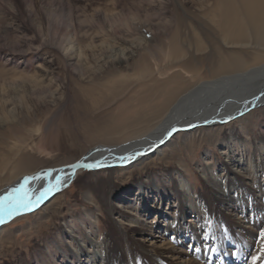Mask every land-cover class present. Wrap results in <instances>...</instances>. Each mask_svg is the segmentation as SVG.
Listing matches in <instances>:
<instances>
[{
  "label": "rangeland",
  "instance_id": "obj_1",
  "mask_svg": "<svg viewBox=\"0 0 264 264\" xmlns=\"http://www.w3.org/2000/svg\"><path fill=\"white\" fill-rule=\"evenodd\" d=\"M0 1L6 6L0 9L2 178L10 173H28L36 168L68 165L97 144H118L145 135L155 126L151 124L154 117L151 104L155 103L154 100L168 96L167 93L175 88H180L181 92L187 86L184 82L191 75L196 74L198 81L208 80L217 73L221 74L216 70L220 65L225 70L230 69L223 64L230 51H219V38L214 40L210 37L213 34L218 37V31L212 24L208 30L201 15L216 11L214 7L217 6L218 10L219 7L224 10L233 9L238 15L236 19L242 18L249 25L262 19H257L256 15L248 17L245 9L241 10L245 0H15L19 2L18 7L14 5L15 1ZM185 21L198 29L202 26L205 33L210 35L211 40H206L207 45L201 49L203 52L200 54L194 53L193 41L185 37L190 32ZM181 51L187 54L181 56ZM254 55L248 51L243 54V59L240 58L244 62L238 64H252L256 61ZM246 119L252 123L248 125L251 130H247L242 148L243 158L253 153L250 136L260 133L264 135L263 124L260 128L252 127L255 123L264 122L263 119L260 121V115ZM184 133H177V139L170 143L176 152L169 151L171 146H168L163 156L136 163L128 173L119 171L112 175L124 186L128 182L132 184L133 178L141 177L140 171L145 168L180 167L186 176L189 175L190 179H187L192 194L197 195L203 180L199 174V164L208 163L211 173L221 175V160L226 159L227 155L223 154L220 146L211 149V145H204L208 142L197 141L205 131L194 132L193 135ZM206 134L211 135L208 132ZM175 144H180L179 148L185 146L184 155L189 160L182 156L184 160L181 166L173 163L170 156V153H174L175 159L181 157V149ZM208 153L210 155L202 160ZM186 163L192 165L185 166ZM83 175V179L87 178ZM88 177L94 179L92 175ZM79 185L80 182L67 188L64 194L57 195L42 212L34 216L35 220L12 219L3 224L2 234L8 239L0 243V264H23L27 260H30V264H39L31 258L42 257L36 246L22 234L23 229L27 223L33 225L41 215L44 218L55 214V224H62L63 219L60 217L65 215L67 219L66 213L69 210L81 208L75 204L82 197ZM127 190V193H123L124 200L116 197L113 202L119 205H125L127 200L137 203V188L132 185ZM168 199L169 203L164 205V210L168 214L176 213V204H171L174 201ZM156 201L157 197L154 196L149 203L155 205ZM154 210L153 207L147 219L155 214ZM95 212L103 216L101 210ZM247 215L252 217L253 212ZM97 224L91 226L103 227V224ZM38 238L36 240L39 244L44 237L42 235ZM180 242L179 238L174 239V243L181 248L190 244ZM51 245L49 240L45 244L41 241L38 247H47L51 252ZM251 251H247L245 256V252L241 253L243 257L238 261L250 264L254 254ZM51 254L56 255L53 252ZM51 262L52 259L43 264Z\"/></svg>",
  "mask_w": 264,
  "mask_h": 264
},
{
  "label": "bare ground",
  "instance_id": "obj_2",
  "mask_svg": "<svg viewBox=\"0 0 264 264\" xmlns=\"http://www.w3.org/2000/svg\"><path fill=\"white\" fill-rule=\"evenodd\" d=\"M8 1L12 3L15 0ZM252 1L245 0L241 10L245 9L248 17L254 15L257 19L262 17L254 25L246 24L242 18L236 19L238 15L233 9L224 10L219 7L218 10L215 6L216 11L201 15V19L208 25V30L211 29V24L217 29L218 37H214V34L209 36L214 40L219 38L221 42L219 51H230L225 56L227 60L223 64L230 69L236 68V71L229 68L225 70L223 65H220L216 70L221 74L217 73L214 78L198 81L196 74L191 75L189 80L184 82L187 86L181 92L180 88H175L167 93L168 96L155 98V103L151 104L154 108L151 111L154 116L151 124L155 126L145 135L118 144H97L68 165L36 168L28 173H10L5 178L0 177V195H2L8 188L17 186L26 176L51 170L49 179L54 181L57 175H63L64 185L58 191L50 195L35 211L18 216L14 218L15 220H35L34 216L42 212L57 195L64 194L67 188L80 182L79 191L82 197L75 199V204L80 205L81 208L69 210L66 213L67 219L65 215L62 216V212H58L62 216L60 218L63 219H61L63 225L55 224L56 215L51 214L44 218L41 215L33 225L27 223L23 229L22 234L26 235L33 246H36L39 256L42 257L31 259L39 264L51 259V264L54 262L57 264H242L238 260L245 256L247 251H254L253 255L259 251L261 246L259 232L264 229V135L262 133L258 132L260 135L250 136L251 142L248 143L253 144V153L249 157H242L247 130L250 129L248 125L252 123L246 118L260 115V121L264 120V58H260V55L264 57V1ZM16 2L14 5L18 7L19 2ZM4 8L6 6L0 1V9ZM180 23L184 24V21ZM185 25L190 31L185 37L193 41L194 53H202L201 49L207 45L206 40L210 39L208 33H205L202 26L198 29L190 26L188 22ZM182 51L181 56L187 54ZM248 51L255 54L253 58H256V61L250 65L238 64L244 62L242 56ZM229 117L237 119L230 121ZM193 124L200 126L191 130L184 129ZM237 124L240 127H235ZM262 124L264 125V122L255 123L252 127H259ZM173 128L180 131L174 132L164 140ZM198 131L211 134L205 133L199 137L197 140L199 143L201 140L204 143L208 142L204 145H211V149L220 146L227 158L221 160L223 165L221 175L211 173L208 170L210 164H199V174L203 180L201 179L199 186L201 189L197 195L192 194V187L187 179L189 175L186 176L183 168L180 167L141 168L143 169L140 171L141 177L133 178L132 184L128 182L124 186L112 175L119 171L126 173L136 163H142L152 157H161L165 152L164 149L170 147V143L177 139V133L186 132L184 134L193 135ZM175 145L178 146L177 148L180 146V144ZM173 147L171 146L169 151H175ZM184 147L179 148L181 157L179 156L178 160L174 158V153H170L172 155L168 153L173 163L179 166L183 165L182 156L186 160L188 158L186 154L184 155ZM260 148L263 150L261 151ZM238 153H241L240 157ZM209 155V153L205 154L202 160ZM122 157L132 158L125 162ZM96 162H99L101 167L86 169L79 166ZM186 164L185 166L192 165ZM70 165L77 167L73 170ZM100 173L105 175L98 176ZM83 174L87 178L83 179ZM91 175L94 179L88 177ZM118 175L117 178H120ZM42 183L32 181L31 187L39 188ZM132 185L137 188V203L127 200L123 202L125 205H119L113 202L116 197L124 200L123 193H127L128 187ZM154 196L157 197V201L155 205H150L149 200ZM168 198L174 201L171 204H176L174 208L176 213L168 214L164 210ZM153 207L156 212L147 219L146 216ZM97 210H101L103 216L96 213ZM248 212H253V216L247 215ZM93 223L103 224V227L94 228L91 226ZM3 229V224H0V243L3 239H8L3 237ZM42 235L44 238L40 239L39 244L41 245V241L45 244L49 240L52 244L51 252L56 254L54 256L51 254L53 258L47 247H38L36 238ZM176 238L181 240L180 244L185 241L190 244L181 248L174 243ZM191 245L195 247H190ZM227 246H231V249H227ZM212 248L217 250L212 252ZM244 252L245 254L241 255ZM46 258L48 260H45ZM29 261L23 264H30ZM257 264H260V261Z\"/></svg>",
  "mask_w": 264,
  "mask_h": 264
},
{
  "label": "snow or ice",
  "instance_id": "obj_3",
  "mask_svg": "<svg viewBox=\"0 0 264 264\" xmlns=\"http://www.w3.org/2000/svg\"><path fill=\"white\" fill-rule=\"evenodd\" d=\"M205 122L207 123V121ZM189 127H192V125H189ZM175 131L177 129L173 128L172 132ZM168 134L171 135L172 133ZM131 158L122 157L121 159L127 162V159ZM79 166L86 169L101 167L99 162ZM69 167L75 170L77 165H70ZM50 176L51 170L26 176L17 186L5 190L0 195V224H5L18 216L35 211L50 195L64 185L63 175H57L54 181L49 179ZM32 181H41L43 183L39 188H33L31 187ZM259 237L261 239V246L259 251L255 255H252L250 264H257L258 261H260V264H264V259H262V256H264V229L259 232ZM216 250V248L211 249L212 252Z\"/></svg>",
  "mask_w": 264,
  "mask_h": 264
},
{
  "label": "water",
  "instance_id": "obj_4",
  "mask_svg": "<svg viewBox=\"0 0 264 264\" xmlns=\"http://www.w3.org/2000/svg\"><path fill=\"white\" fill-rule=\"evenodd\" d=\"M197 126H200L199 124H193L192 125V127H186V128H184L185 130H191V129H193V128H195V127H197ZM184 129H181V130H184ZM177 131H180V129H177ZM172 134L174 133V132H172V131H170ZM169 132V133H170ZM176 132V131H175ZM170 137V135L169 134H167V136L166 137H164V140H166L167 138H169ZM136 159V158H135Z\"/></svg>",
  "mask_w": 264,
  "mask_h": 264
}]
</instances>
